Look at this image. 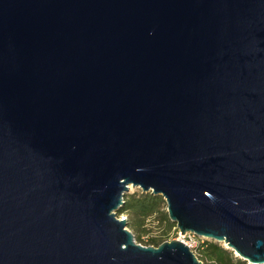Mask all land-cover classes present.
Segmentation results:
<instances>
[{"label": "water", "instance_id": "1", "mask_svg": "<svg viewBox=\"0 0 264 264\" xmlns=\"http://www.w3.org/2000/svg\"><path fill=\"white\" fill-rule=\"evenodd\" d=\"M131 185L264 264V0H0V264H204Z\"/></svg>", "mask_w": 264, "mask_h": 264}, {"label": "trees", "instance_id": "2", "mask_svg": "<svg viewBox=\"0 0 264 264\" xmlns=\"http://www.w3.org/2000/svg\"><path fill=\"white\" fill-rule=\"evenodd\" d=\"M125 200L126 202L120 208L118 214L128 213L127 225L140 231L137 236L139 242H142L143 235L150 237L151 230L147 227V222L158 215L161 217L158 226L163 230V233L151 236L149 245H160L167 240L166 236L173 228L177 230V224L172 222L169 219L168 212L164 211L165 201L161 195H155L151 192L145 193L140 190L132 194H126ZM198 252L199 258L205 264H249L246 260L236 257L232 251L215 241H207L206 244L201 245Z\"/></svg>", "mask_w": 264, "mask_h": 264}, {"label": "rangeland", "instance_id": "3", "mask_svg": "<svg viewBox=\"0 0 264 264\" xmlns=\"http://www.w3.org/2000/svg\"><path fill=\"white\" fill-rule=\"evenodd\" d=\"M140 190H141L140 188L133 187V186L131 185L129 191L127 192V194H132V193H134V192H138V191H140ZM164 201H165V200H164ZM164 211L168 212V211H167V203H166V201H165V205H164ZM119 217H121V218H127V219H128L129 215H128V213H121V214L119 215ZM159 218H161L160 215H158V216H157L156 218H154V219L148 220V222H147V227L151 230V235H150V237H151V236L160 235V234L163 233V230L160 229V227L158 226ZM128 228H129L131 231L134 232V234H135V236H136V239H137V236L140 234V231L137 230V229H135V228H133V227H129V226H128ZM150 237L147 236V235H143V240H142V242H139V239H137V242H138V243H141V244H143V245H145V246H147V245H149L148 243L150 242V241H149ZM166 239H167V240H174V239H181V237H180L179 233L177 232V230H176L175 228H173V230H172V231L166 236Z\"/></svg>", "mask_w": 264, "mask_h": 264}, {"label": "built area", "instance_id": "4", "mask_svg": "<svg viewBox=\"0 0 264 264\" xmlns=\"http://www.w3.org/2000/svg\"><path fill=\"white\" fill-rule=\"evenodd\" d=\"M177 230H178L177 232L179 233V235L181 237L180 240H182L186 244H188L191 247V249L195 252V254L199 257L198 249L201 247V245L206 244V242L208 240L206 238L200 237V236H198V235H196L194 233L182 234L178 228H177ZM236 257H238V256H236ZM201 261H203V260H201ZM203 263H204V261H203Z\"/></svg>", "mask_w": 264, "mask_h": 264}]
</instances>
